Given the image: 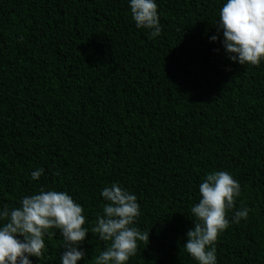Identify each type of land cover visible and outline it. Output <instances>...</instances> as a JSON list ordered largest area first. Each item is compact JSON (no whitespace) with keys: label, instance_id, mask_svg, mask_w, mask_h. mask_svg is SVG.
I'll list each match as a JSON object with an SVG mask.
<instances>
[{"label":"trees","instance_id":"16d2710c","mask_svg":"<svg viewBox=\"0 0 264 264\" xmlns=\"http://www.w3.org/2000/svg\"><path fill=\"white\" fill-rule=\"evenodd\" d=\"M223 2L157 0L153 38L128 0H0V206L67 191L91 229L119 182L150 231L127 264H198L183 246L190 209L206 173L226 170L250 211L219 234L218 264H264V61L239 65L210 40ZM50 231L33 264H60ZM108 243L89 232L78 264Z\"/></svg>","mask_w":264,"mask_h":264},{"label":"clouds","instance_id":"9594fccd","mask_svg":"<svg viewBox=\"0 0 264 264\" xmlns=\"http://www.w3.org/2000/svg\"><path fill=\"white\" fill-rule=\"evenodd\" d=\"M132 19L138 28L150 30L155 38L162 25L157 0H128ZM217 34L211 41H220L228 58L239 65H259L264 61V0H224L216 22ZM223 39L221 40V35ZM40 167L31 176L39 180ZM242 192L240 182L226 170L206 173L199 185L200 199L190 212L194 226L186 233L184 249L198 264H218L215 241L231 223L247 218L250 209H236ZM102 213L94 225L85 227L87 217L82 204L67 191L41 188L25 195L18 207L0 206V264H33L47 252L45 237L50 229H59L63 237L60 264H78L86 257L81 246L89 232L110 242L95 257V264H127L136 255L139 242L149 241L150 231L141 230L135 221L141 215L137 195L119 182L101 190ZM234 210L231 218L229 211Z\"/></svg>","mask_w":264,"mask_h":264}]
</instances>
